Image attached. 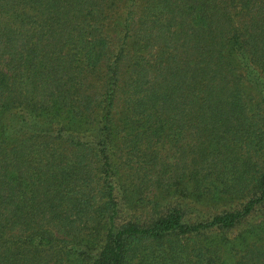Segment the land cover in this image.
<instances>
[{
  "label": "trees",
  "instance_id": "trees-1",
  "mask_svg": "<svg viewBox=\"0 0 264 264\" xmlns=\"http://www.w3.org/2000/svg\"><path fill=\"white\" fill-rule=\"evenodd\" d=\"M0 264H264V0H0Z\"/></svg>",
  "mask_w": 264,
  "mask_h": 264
},
{
  "label": "rangeland",
  "instance_id": "rangeland-1",
  "mask_svg": "<svg viewBox=\"0 0 264 264\" xmlns=\"http://www.w3.org/2000/svg\"><path fill=\"white\" fill-rule=\"evenodd\" d=\"M83 165V164H82ZM93 168V167H92ZM86 172V168L84 169ZM122 172V169L120 170ZM91 175V176H90ZM90 175L87 176L89 178L88 180H91L92 182L90 183V187H94L95 190L91 193L90 192V187H87V185H82L76 188L77 192H80L81 194L89 195H95V201H93V206H92V219L90 222L87 224L86 227L82 228L80 233H78L76 236L74 234L67 236L65 235L62 237L65 239L68 243L76 245V248L80 247H89L91 250L99 247L100 250H102V247L105 245V236L108 232V227L109 224L107 222V218L105 217V213H101V203L103 202V189H102V181L99 177L96 176V171L94 169L91 171ZM80 176V175H79ZM77 176V177H79ZM123 191L117 192L119 195L118 201H121V206L124 207L125 209L115 218V224L117 226L121 225L122 223H125L128 219L131 218V215L134 217L137 215V220L141 222H145L144 218L147 216V212L142 210L141 208L138 209L139 204H149V200L147 197L143 198L142 196H139V193L137 192L136 194H131L128 193L127 196L122 194ZM144 200V202H143ZM126 201V204H125ZM193 207L195 209H199L200 211L204 212L207 214V216H211L213 214V211H216V209H222L223 207H217V208H212L210 203L207 202H198L192 200ZM233 206H236L234 204ZM106 218V219H105ZM116 226V228H117ZM246 227L245 224L240 226V228H237L236 230H232L231 233H229L228 238L234 237L240 230H243V228ZM95 244V245H94ZM94 245V246H93ZM101 246V247H100Z\"/></svg>",
  "mask_w": 264,
  "mask_h": 264
}]
</instances>
